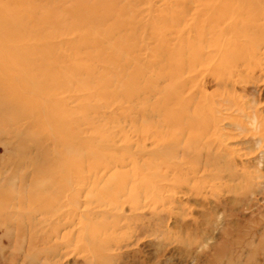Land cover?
Masks as SVG:
<instances>
[{
  "label": "rangeland",
  "instance_id": "rangeland-1",
  "mask_svg": "<svg viewBox=\"0 0 264 264\" xmlns=\"http://www.w3.org/2000/svg\"><path fill=\"white\" fill-rule=\"evenodd\" d=\"M8 1L0 264H264V0Z\"/></svg>",
  "mask_w": 264,
  "mask_h": 264
},
{
  "label": "bare ground",
  "instance_id": "bare-ground-1",
  "mask_svg": "<svg viewBox=\"0 0 264 264\" xmlns=\"http://www.w3.org/2000/svg\"><path fill=\"white\" fill-rule=\"evenodd\" d=\"M221 2L222 3H224L225 4V1L224 0H221ZM13 3H10L9 4V1L7 2V4H5L4 5V3L2 4V6L0 7V20L5 16L4 14H5V10L4 9H6L7 7H9L10 5L11 6H13L12 5ZM25 6H27V5H25ZM32 5L31 6H27V7H25V12L27 13V14H29V15H31V11H32ZM223 9V8H222ZM220 11V10H219ZM219 13V12H218ZM209 15V14H208ZM218 15V14H217ZM216 16V15H215ZM214 15H213V17H215ZM225 16V15H224ZM224 16H222V17H224ZM27 17V16H26ZM101 17V15L99 16V18ZM103 17V16H102ZM100 18V19H103V18ZM213 17H211V20L212 21H210V23H214V22H216V21H219V20H222V17H220V19L216 16L215 17V19H213ZM220 22V21H219ZM218 22H216V24H217ZM214 25V24H213ZM28 26H30V23H28ZM28 26H24V24H22L21 25V34L22 35H24L26 32H28V30H29V28L31 27H28ZM32 26H34V25H32ZM32 28V27H31ZM31 28H30V30H31ZM35 28H36V26H35ZM40 30H46V29H40ZM50 31V30H49ZM51 32V31H50ZM52 33V32H51ZM55 33V32H54ZM53 33V34H54ZM20 34V35H21ZM28 34V33H27ZM31 35V34H30ZM213 42V41H212ZM182 47V46H181ZM188 48V47H187ZM184 49V48H183ZM29 50V49H28ZM184 51V50H183ZM187 51H189L188 49H187ZM169 53V52H168ZM186 55V53L184 52L183 54H181L180 53V55H181V57H182V55ZM167 55V54H166ZM170 55V54H169ZM167 57V56H166ZM186 57V56H185ZM174 59H176L175 60V62L179 59L180 60V56H177V54L176 55H174ZM164 60H166V59H164ZM182 60V59H181ZM183 63V62H182ZM190 63V62H189ZM159 64V63H158ZM180 64V63H179ZM191 65V64H190ZM160 67V66H159ZM159 67H158V69H159ZM163 67V66H162ZM188 67V66H187ZM167 68H168V66H167ZM167 68H165V69H167ZM184 69H185V66H184ZM189 69V68H188ZM138 70L141 72L142 70H143V68H141V67H139L137 70H136V72L133 74V80H134V84H133V89H131V93H133V95H135V93L137 94V92L139 93V91L142 89V88H146L149 92H151L152 91V88L154 87V80L152 79L153 77H151V78H147L145 81H144V83L141 85V82H139V78L137 77L138 75H140L139 74V72H138ZM176 70H177V65L176 64H173V66H171V67H169L168 69H167V74L168 73H172V72H176ZM160 71H161V69H160ZM151 73V72H150ZM155 73V72H154ZM166 73V72H165ZM159 74H161V73H159ZM157 75V74H156ZM164 76V75H163ZM141 77V76H140ZM160 78V77H159ZM141 79H142V77H141ZM158 79V78H157ZM163 79V78H162ZM167 79V78H166ZM142 81V80H141ZM156 82V81H155ZM173 84L172 85H170V87H168V89H166L165 91H163L164 93H165V97H166V99H164V100H166V101H168L167 102V104L168 103H179L178 101H176L177 100V97L179 96V94H180V92H181V90L182 89H184L183 87L184 86H182V84L179 82V80L178 79H174V81L172 82ZM185 84V83H184ZM100 90V89H99ZM132 90H133V92H132ZM141 91H143V90H141ZM162 92V93H163ZM141 93V92H140ZM140 95V94H139ZM139 95H138V97H139ZM183 95V94H182ZM181 95V96H182ZM129 96H131V95H129ZM180 96V97H181ZM183 97V96H182ZM117 98V97H116ZM129 98V97H128ZM133 98V97H132ZM136 97H134L133 99H135ZM107 100H108V98H106ZM105 99V100H106ZM115 99V98H114ZM114 99H112L111 100V98H110V102H112ZM120 99V98H119ZM131 99V98H130ZM163 99V98H162ZM179 100V99H178ZM181 104V103H180ZM175 105H177V104H175ZM179 105V104H178ZM177 105V106H178ZM157 108V107H156ZM186 108V107H185ZM165 110H166V108H165ZM166 112V111H165ZM167 112H168V110H167ZM166 112V113H167ZM167 115V114H166ZM169 115V114H168ZM164 116V115H163ZM180 116H181V114H180ZM56 118V117H55ZM171 118V117H170ZM70 119H72V118H69L68 120H70ZM172 119V118H171ZM58 121V120H57ZM176 121V120H175ZM179 121V120H178ZM171 122V120L169 121V123ZM167 123V122H166ZM171 123H173V122H171ZM177 123V122H176ZM168 124V123H167ZM175 124V123H174ZM168 125H170V124H168ZM173 125V124H172ZM62 129L66 132V133H68V135H69V133H71V134H76L77 135V132L75 131V129H73V127L70 125V122L68 123V124H66L64 127H62ZM64 132V133H65ZM79 133V132H78ZM66 142H64V143H61V144H65Z\"/></svg>",
  "mask_w": 264,
  "mask_h": 264
}]
</instances>
